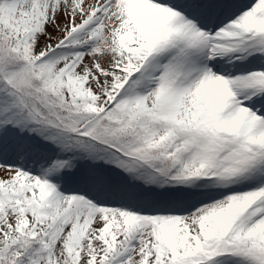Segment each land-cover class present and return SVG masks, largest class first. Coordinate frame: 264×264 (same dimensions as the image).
I'll return each instance as SVG.
<instances>
[{
	"label": "snow or ice",
	"instance_id": "snow-or-ice-1",
	"mask_svg": "<svg viewBox=\"0 0 264 264\" xmlns=\"http://www.w3.org/2000/svg\"><path fill=\"white\" fill-rule=\"evenodd\" d=\"M0 264H264V0H0Z\"/></svg>",
	"mask_w": 264,
	"mask_h": 264
}]
</instances>
